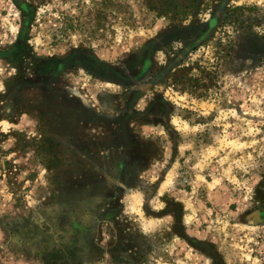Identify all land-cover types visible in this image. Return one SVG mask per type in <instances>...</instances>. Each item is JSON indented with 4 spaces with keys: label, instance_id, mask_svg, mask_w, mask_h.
Segmentation results:
<instances>
[{
    "label": "rangeland",
    "instance_id": "rangeland-1",
    "mask_svg": "<svg viewBox=\"0 0 264 264\" xmlns=\"http://www.w3.org/2000/svg\"><path fill=\"white\" fill-rule=\"evenodd\" d=\"M0 264H264V0H0Z\"/></svg>",
    "mask_w": 264,
    "mask_h": 264
}]
</instances>
